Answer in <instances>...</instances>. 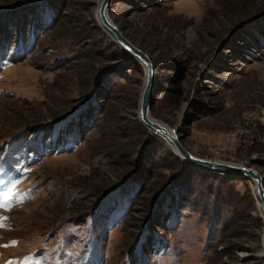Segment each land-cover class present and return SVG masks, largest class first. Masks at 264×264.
<instances>
[{
	"label": "rangeland",
	"instance_id": "obj_1",
	"mask_svg": "<svg viewBox=\"0 0 264 264\" xmlns=\"http://www.w3.org/2000/svg\"><path fill=\"white\" fill-rule=\"evenodd\" d=\"M100 0H0V264H264L252 183L189 167L139 119L143 65ZM152 116L264 177V0H116Z\"/></svg>",
	"mask_w": 264,
	"mask_h": 264
},
{
	"label": "water",
	"instance_id": "obj_2",
	"mask_svg": "<svg viewBox=\"0 0 264 264\" xmlns=\"http://www.w3.org/2000/svg\"><path fill=\"white\" fill-rule=\"evenodd\" d=\"M115 2L116 0H100L97 11L98 22L104 32L112 39V43L116 44L124 54L140 62L146 71V80L139 105V119L142 125L151 131L154 136L166 141L184 166L252 183L255 186V193L262 203V216L264 220V177L257 169L251 166L198 158L188 151L176 131L153 119L152 107L156 95L155 66L151 57L128 39L122 29L112 21L109 9Z\"/></svg>",
	"mask_w": 264,
	"mask_h": 264
},
{
	"label": "snow or ice",
	"instance_id": "obj_3",
	"mask_svg": "<svg viewBox=\"0 0 264 264\" xmlns=\"http://www.w3.org/2000/svg\"><path fill=\"white\" fill-rule=\"evenodd\" d=\"M10 195V191L0 190V208L7 207V199Z\"/></svg>",
	"mask_w": 264,
	"mask_h": 264
},
{
	"label": "bare ground",
	"instance_id": "obj_4",
	"mask_svg": "<svg viewBox=\"0 0 264 264\" xmlns=\"http://www.w3.org/2000/svg\"><path fill=\"white\" fill-rule=\"evenodd\" d=\"M154 119V118H153ZM155 120V119H154ZM166 142V141H165ZM254 186V185H253ZM254 188H255V186H254ZM257 198H258V200L260 201V199H259V197L257 196ZM260 203H261V201H260ZM260 209H261V211H262V203H261V206H260Z\"/></svg>",
	"mask_w": 264,
	"mask_h": 264
},
{
	"label": "trees",
	"instance_id": "obj_5",
	"mask_svg": "<svg viewBox=\"0 0 264 264\" xmlns=\"http://www.w3.org/2000/svg\"><path fill=\"white\" fill-rule=\"evenodd\" d=\"M123 31V30H122ZM126 35V34H125ZM127 36V35H126ZM128 37V36H127ZM184 166V165H183ZM185 170H187L189 167H186V166H184L183 167ZM231 178H234V177H231Z\"/></svg>",
	"mask_w": 264,
	"mask_h": 264
}]
</instances>
